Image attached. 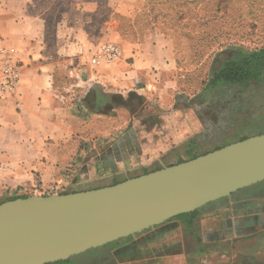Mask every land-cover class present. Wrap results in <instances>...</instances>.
<instances>
[{
    "label": "crops",
    "instance_id": "obj_1",
    "mask_svg": "<svg viewBox=\"0 0 264 264\" xmlns=\"http://www.w3.org/2000/svg\"><path fill=\"white\" fill-rule=\"evenodd\" d=\"M46 31L26 0H0V51L21 72L16 91H0V194L113 185L162 168L149 169L199 130L191 106L164 96L177 62L170 37L110 41L122 56L95 63L85 45L50 55ZM253 187L86 254L95 264H264V183Z\"/></svg>",
    "mask_w": 264,
    "mask_h": 264
},
{
    "label": "rangeland",
    "instance_id": "obj_2",
    "mask_svg": "<svg viewBox=\"0 0 264 264\" xmlns=\"http://www.w3.org/2000/svg\"><path fill=\"white\" fill-rule=\"evenodd\" d=\"M26 1L46 21L48 52L54 57L66 56L67 51L62 50L66 45H85L93 58L110 41L141 42L155 32L173 39L177 62L168 74L171 82H164L173 85L165 88L164 96L169 100L176 97L178 106H191L200 126L150 170L264 132V70L239 83L215 75L232 55L234 49L227 52L229 48L252 52L264 47V0ZM72 77L80 78L77 73ZM190 144L195 150L188 155ZM249 188L237 192L236 197L252 194ZM21 192L4 191L0 201L21 196ZM25 194L40 193L29 190ZM88 256L81 254L64 264ZM84 263L95 264L90 258Z\"/></svg>",
    "mask_w": 264,
    "mask_h": 264
},
{
    "label": "water",
    "instance_id": "obj_3",
    "mask_svg": "<svg viewBox=\"0 0 264 264\" xmlns=\"http://www.w3.org/2000/svg\"><path fill=\"white\" fill-rule=\"evenodd\" d=\"M264 180V132L113 185L0 203V264H49Z\"/></svg>",
    "mask_w": 264,
    "mask_h": 264
},
{
    "label": "built area",
    "instance_id": "obj_4",
    "mask_svg": "<svg viewBox=\"0 0 264 264\" xmlns=\"http://www.w3.org/2000/svg\"><path fill=\"white\" fill-rule=\"evenodd\" d=\"M0 54V91L2 94L11 93L16 91L21 81L20 65L5 49H2ZM121 56V46L116 42H108L100 48L98 53L93 57V60L95 63H98L102 57L107 60H114L119 59ZM35 189H37L42 195L61 192L59 185L52 183L45 187L37 186ZM28 191L29 189H26L24 193H27Z\"/></svg>",
    "mask_w": 264,
    "mask_h": 264
},
{
    "label": "trees",
    "instance_id": "obj_5",
    "mask_svg": "<svg viewBox=\"0 0 264 264\" xmlns=\"http://www.w3.org/2000/svg\"><path fill=\"white\" fill-rule=\"evenodd\" d=\"M235 48L236 47L228 49L227 52L234 49L233 53L227 59H225V61L223 62V65L218 70H215V75L217 77H223L231 82L239 83L242 80L248 78L252 73H257L261 70H264V47L257 49L255 51H252V52H245L242 49H238V48L236 50ZM246 137L247 136L242 137L241 139H244ZM189 147L190 149L188 151V154H191L195 150V147L192 144H190ZM220 147L222 146H219L217 148H220ZM193 154L194 155H192V158L200 155V154H195V153ZM184 160L185 159H181L179 162L184 161ZM247 188H244V189H247ZM30 191H33V190H30ZM26 196L28 195L25 194L23 196H18V197H26ZM18 197H13L10 199H15ZM4 201L6 200H1L0 203ZM67 261L68 260H64V261L49 263V264H64Z\"/></svg>",
    "mask_w": 264,
    "mask_h": 264
}]
</instances>
